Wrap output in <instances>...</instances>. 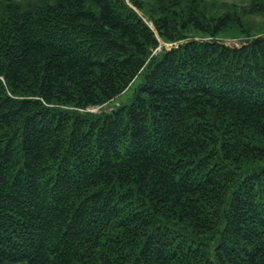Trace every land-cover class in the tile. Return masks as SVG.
Masks as SVG:
<instances>
[{"label":"trees","instance_id":"obj_1","mask_svg":"<svg viewBox=\"0 0 264 264\" xmlns=\"http://www.w3.org/2000/svg\"><path fill=\"white\" fill-rule=\"evenodd\" d=\"M249 2L0 0V264H264Z\"/></svg>","mask_w":264,"mask_h":264},{"label":"rangeland","instance_id":"obj_2","mask_svg":"<svg viewBox=\"0 0 264 264\" xmlns=\"http://www.w3.org/2000/svg\"><path fill=\"white\" fill-rule=\"evenodd\" d=\"M219 2H224L226 4H233L235 7H237L240 11L242 9L247 8L249 5V0H216ZM243 21L247 26L250 27V33L252 35L254 34H262L264 35V15H257V14H249L248 16H245L243 18ZM151 26V24L149 23ZM243 36L236 35H228L226 37H218V40L222 41L224 44L228 46H238L240 42H242L244 39ZM165 49H169L172 47L171 44H162ZM131 97V90L125 92L121 96L117 97L113 102H110L109 104L103 106L101 109H90L91 112H100V111H109L113 108V106H117L121 103H127Z\"/></svg>","mask_w":264,"mask_h":264},{"label":"water","instance_id":"obj_3","mask_svg":"<svg viewBox=\"0 0 264 264\" xmlns=\"http://www.w3.org/2000/svg\"><path fill=\"white\" fill-rule=\"evenodd\" d=\"M97 109V108H96Z\"/></svg>","mask_w":264,"mask_h":264}]
</instances>
